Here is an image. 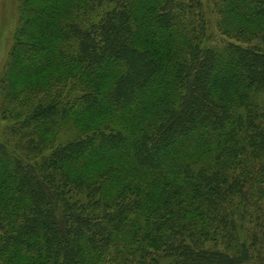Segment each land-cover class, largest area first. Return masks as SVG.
<instances>
[{
    "label": "trees",
    "instance_id": "1",
    "mask_svg": "<svg viewBox=\"0 0 264 264\" xmlns=\"http://www.w3.org/2000/svg\"><path fill=\"white\" fill-rule=\"evenodd\" d=\"M18 16L0 264H264V0Z\"/></svg>",
    "mask_w": 264,
    "mask_h": 264
},
{
    "label": "rangeland",
    "instance_id": "2",
    "mask_svg": "<svg viewBox=\"0 0 264 264\" xmlns=\"http://www.w3.org/2000/svg\"><path fill=\"white\" fill-rule=\"evenodd\" d=\"M18 23V0H0V111L3 106L4 92H9L13 81L11 77L13 79L14 74L11 70L9 72L10 68L7 64L14 45ZM6 125L1 121L0 116V140ZM66 136L68 138V135Z\"/></svg>",
    "mask_w": 264,
    "mask_h": 264
}]
</instances>
